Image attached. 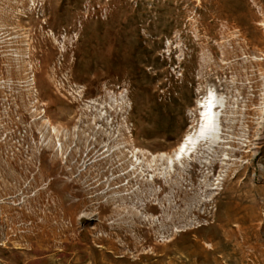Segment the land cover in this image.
<instances>
[{
	"label": "rangeland",
	"instance_id": "obj_1",
	"mask_svg": "<svg viewBox=\"0 0 264 264\" xmlns=\"http://www.w3.org/2000/svg\"><path fill=\"white\" fill-rule=\"evenodd\" d=\"M0 264H264V0H0Z\"/></svg>",
	"mask_w": 264,
	"mask_h": 264
},
{
	"label": "bare ground",
	"instance_id": "obj_2",
	"mask_svg": "<svg viewBox=\"0 0 264 264\" xmlns=\"http://www.w3.org/2000/svg\"><path fill=\"white\" fill-rule=\"evenodd\" d=\"M217 92L210 86L205 90L203 94H201L202 96L197 100L198 114L196 123L194 126H191L188 132L183 135L181 141L178 143V145H176V148H174V153H172L173 155L171 154L172 156H169L166 159V163L168 166L172 162V160H177L180 157L189 154L190 151L199 142L208 138L216 137V133L219 129V115L222 105L220 96L217 94ZM182 145L185 148V151L183 153L180 152V148Z\"/></svg>",
	"mask_w": 264,
	"mask_h": 264
},
{
	"label": "snow or ice",
	"instance_id": "obj_3",
	"mask_svg": "<svg viewBox=\"0 0 264 264\" xmlns=\"http://www.w3.org/2000/svg\"><path fill=\"white\" fill-rule=\"evenodd\" d=\"M184 151H185V148H184V146L182 145L181 148H180V152L183 153ZM177 158H179V157H177Z\"/></svg>",
	"mask_w": 264,
	"mask_h": 264
}]
</instances>
